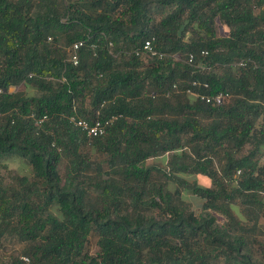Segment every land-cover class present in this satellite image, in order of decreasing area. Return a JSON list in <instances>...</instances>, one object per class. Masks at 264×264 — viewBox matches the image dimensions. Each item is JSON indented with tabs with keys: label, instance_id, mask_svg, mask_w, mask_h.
I'll return each mask as SVG.
<instances>
[{
	"label": "trees",
	"instance_id": "1",
	"mask_svg": "<svg viewBox=\"0 0 264 264\" xmlns=\"http://www.w3.org/2000/svg\"><path fill=\"white\" fill-rule=\"evenodd\" d=\"M61 1L0 0V158L33 172L15 177L19 187L0 183V247L19 237L31 264H264V239L257 253L233 213L240 205L264 214V0ZM149 39L164 58L144 63L136 52ZM80 40L74 65L69 48ZM30 84L38 95L10 92ZM187 89L231 100L211 105ZM75 107L117 120L90 140L70 122ZM92 151L107 169L90 163ZM164 153L172 156L159 177L144 163ZM180 173L211 180L183 181L204 200L202 213L165 186ZM146 205L172 217L150 219ZM93 234L96 255L87 249ZM9 264L26 263L17 255Z\"/></svg>",
	"mask_w": 264,
	"mask_h": 264
},
{
	"label": "rangeland",
	"instance_id": "2",
	"mask_svg": "<svg viewBox=\"0 0 264 264\" xmlns=\"http://www.w3.org/2000/svg\"><path fill=\"white\" fill-rule=\"evenodd\" d=\"M15 2H22L24 0H14ZM57 4L59 7L62 8V1L61 0H56ZM173 8H167L165 9V15H167L169 12L172 11ZM43 11V6L37 5L34 9V13L37 14L40 11ZM222 34H226L225 32H222ZM59 42L63 44V40L59 38ZM219 71H222V69H217ZM22 92L26 94L27 96H33V95H38V92L33 85H21L20 87H12L10 89V92ZM147 92L151 93L152 88H149ZM193 100V99H192ZM173 115V114H171ZM201 120L205 125L210 123L209 118H202L200 117ZM250 145H247L246 152L249 149ZM183 150L178 149L175 151V153L181 154ZM244 152V153H246ZM190 154V151L188 152ZM172 154L171 153H164L160 156H155L151 157L148 159L145 163L144 166L148 168H155L159 171L158 176L163 177L166 171L169 169V161L171 158ZM224 158V152H220V154L217 156V160L215 161V167L218 171H222L223 164H222V159ZM189 161V160H188ZM220 162V164L218 162ZM70 163V159L66 158L63 159L61 163V174L65 176V174L68 171V164ZM90 163L95 165H101L102 163L104 164L105 169H107L105 163H104V158L99 155L97 152L92 151L90 155ZM224 163V161H223ZM102 164V165H103ZM161 171V172H160ZM20 176V177H26L28 179H32L33 177V172L31 170V167L22 159H19L17 157H5V158H0V183L3 184V186L6 187H15L17 182L15 181V177ZM179 179H165L163 178L165 182V186L167 189L175 193L176 191H180V198L179 200L183 201L184 203L187 204V206L190 209H193L197 214H200L203 212V204L204 200L198 198L195 196L191 191L186 190L185 185H184V180H188L190 182H194L200 186L203 187H213V184L210 179L202 176H192L188 175L185 173H180L176 174V178ZM19 187V186H16ZM257 210H259V207H255ZM251 208H242L240 205H237L233 213L237 217V220L243 225V227L246 230H242L241 228L237 229L236 231L238 233H245L248 236V241L250 244H252V248L254 251L257 253H260V242L262 239H264V214H259L257 217L256 214L250 213L249 210ZM254 210V209H253ZM50 211L56 215L58 218L62 219L61 213L58 211L57 206H54L50 209ZM252 211V209H251ZM146 215L150 219H160V218H169L172 217V214L170 212H164L161 211L160 209L153 207L151 205H146L145 209ZM205 214H213L217 217L220 223H226L228 219L223 215L216 213L214 211H207L204 212ZM251 216V217H249ZM97 236L93 234L90 237L89 243L87 245V249L91 255H96L99 252V247L97 245ZM27 247V244L25 242H22L19 237L17 236H5L2 240V245L0 247V264H9L10 261L12 260L13 257L20 255V256H25V249ZM257 259H259V254L257 255ZM213 264H228L224 259L220 258L218 261H214Z\"/></svg>",
	"mask_w": 264,
	"mask_h": 264
},
{
	"label": "built area",
	"instance_id": "3",
	"mask_svg": "<svg viewBox=\"0 0 264 264\" xmlns=\"http://www.w3.org/2000/svg\"><path fill=\"white\" fill-rule=\"evenodd\" d=\"M50 40H52V39L49 38V41ZM153 42H154V39L146 40L143 48L136 52V55L144 63H148L150 60L155 59V58L156 59L164 58L163 53H160V52L155 50ZM84 46H85V42L83 40H80L78 42H75L69 48V55H70L69 61L71 63H73L74 65H78V63H79V51ZM201 54H202V56L205 57L208 55V51L204 50V51H202ZM187 62L191 66L195 65V57L193 54L189 55ZM238 64H239V66H244L245 62L242 61ZM192 85H193V87H204V88H208V86H209L207 83L202 84L198 81H194L192 83ZM173 89L176 92H179L177 85H174ZM2 93H3V90L0 89V94H2ZM186 93H187V95L195 96L197 99L199 98L200 100H202L208 104L217 105V106L224 105L231 100V94H229V93H218L215 95H209V94L195 93V92H193L192 89H187ZM94 114H95V118L90 120V119L86 118L85 116L81 115L78 112V109L75 107V113L70 117V122L73 124V126L82 130L90 140L106 136L109 128L117 120L116 115H110V116H106V117L102 116V107L95 109ZM41 121H38L37 123H39ZM21 259L26 264H31V260L29 257L21 256Z\"/></svg>",
	"mask_w": 264,
	"mask_h": 264
},
{
	"label": "crops",
	"instance_id": "4",
	"mask_svg": "<svg viewBox=\"0 0 264 264\" xmlns=\"http://www.w3.org/2000/svg\"><path fill=\"white\" fill-rule=\"evenodd\" d=\"M263 201H264V194H263Z\"/></svg>",
	"mask_w": 264,
	"mask_h": 264
}]
</instances>
